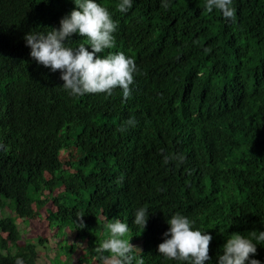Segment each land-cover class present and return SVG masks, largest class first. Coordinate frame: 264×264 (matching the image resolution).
<instances>
[{"label":"trees","instance_id":"1","mask_svg":"<svg viewBox=\"0 0 264 264\" xmlns=\"http://www.w3.org/2000/svg\"><path fill=\"white\" fill-rule=\"evenodd\" d=\"M99 2L118 22L104 54L124 51L138 66L128 98L119 86L73 97L60 70L30 56L25 33L58 27L74 0H0V211L12 204L28 217L51 201L52 219L91 243L118 217L141 239L144 264H187L157 249L180 211L212 233L217 264L231 232L264 228V0H233L234 20L205 0H171L167 9L134 0L127 12L119 0ZM80 42L73 34L72 46ZM129 117L137 123L121 130ZM70 147L82 154L62 160ZM165 153L184 159L166 163ZM143 204L144 229L132 223ZM1 231L0 264L15 255L37 264L41 238L19 243L8 216ZM252 255L264 260V245Z\"/></svg>","mask_w":264,"mask_h":264},{"label":"clouds","instance_id":"2","mask_svg":"<svg viewBox=\"0 0 264 264\" xmlns=\"http://www.w3.org/2000/svg\"><path fill=\"white\" fill-rule=\"evenodd\" d=\"M133 3L134 0H119L116 7L121 12H127ZM170 3L171 0H161L165 9ZM74 4L76 7L60 18L58 27L25 33L30 56L52 72L60 70V77L64 81L61 86L73 97L96 92L111 94L119 86L123 97L128 98L132 95L134 73L138 71L134 57L126 55L124 51L104 54L105 49H111L116 44L114 33L118 22L113 18V13L99 0H74ZM204 7L209 12L220 10L226 20L235 19L233 0H205ZM73 34L85 37L86 42L72 46ZM136 123L135 117H129L120 128L124 130ZM5 147L0 141V148ZM160 151L165 152V149ZM163 159L167 163L176 159L182 161L184 157L179 153H165ZM149 215V206L143 204L134 209L132 223L144 229ZM167 223L170 226L162 234L164 239L157 246L159 253L166 259L187 264H206V261L212 264L213 258L209 253L213 239L211 232L206 228L195 227L196 220L180 211L169 216ZM81 225L84 226L83 221ZM129 232L126 220L115 217L107 221L104 238L96 245V251L106 264H144L143 256L137 255L136 251L142 250L131 243ZM258 245H264V228L252 229L247 235L233 231L225 238L221 251L217 253V264H264V260L252 255L257 253ZM15 264H27V261L23 256L15 255Z\"/></svg>","mask_w":264,"mask_h":264},{"label":"rangeland","instance_id":"3","mask_svg":"<svg viewBox=\"0 0 264 264\" xmlns=\"http://www.w3.org/2000/svg\"><path fill=\"white\" fill-rule=\"evenodd\" d=\"M81 154V150L70 147L63 149L60 156L62 160L76 161ZM53 210L54 205L50 201L46 206L37 204L31 216L19 217L12 204H9L0 211V216H8L15 221L19 230V243L42 239L43 243L38 245L37 264H106L96 251V245L104 238L103 231L107 222L100 224L96 240L91 243L85 236L77 235L71 225L52 219ZM6 234L0 232V235ZM128 235L131 237V243L141 249V239H137L131 232Z\"/></svg>","mask_w":264,"mask_h":264}]
</instances>
